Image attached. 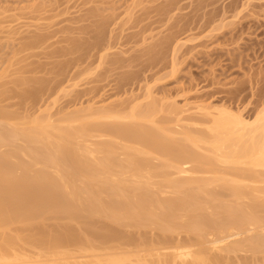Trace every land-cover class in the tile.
I'll return each instance as SVG.
<instances>
[{
    "label": "bare ground",
    "instance_id": "bare-ground-1",
    "mask_svg": "<svg viewBox=\"0 0 264 264\" xmlns=\"http://www.w3.org/2000/svg\"><path fill=\"white\" fill-rule=\"evenodd\" d=\"M155 105L19 122L0 110V264H264L263 109L250 121L196 105L212 119L200 146Z\"/></svg>",
    "mask_w": 264,
    "mask_h": 264
},
{
    "label": "rangeland",
    "instance_id": "rangeland-1",
    "mask_svg": "<svg viewBox=\"0 0 264 264\" xmlns=\"http://www.w3.org/2000/svg\"><path fill=\"white\" fill-rule=\"evenodd\" d=\"M232 2L0 0V110L18 121L50 111L69 118L90 106L119 115L155 103L152 119L196 141L212 135L211 117L196 105L251 121L264 111V0ZM34 35L43 40L24 48ZM73 41L83 45L65 52ZM171 106L185 112L179 118ZM79 120L72 124L86 122Z\"/></svg>",
    "mask_w": 264,
    "mask_h": 264
}]
</instances>
